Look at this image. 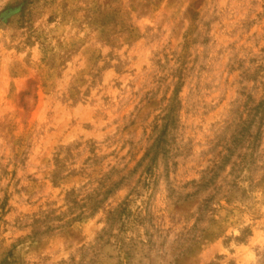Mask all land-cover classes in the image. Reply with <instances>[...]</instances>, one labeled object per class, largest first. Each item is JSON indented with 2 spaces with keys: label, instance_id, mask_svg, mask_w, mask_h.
<instances>
[{
  "label": "rangeland",
  "instance_id": "374dc122",
  "mask_svg": "<svg viewBox=\"0 0 264 264\" xmlns=\"http://www.w3.org/2000/svg\"><path fill=\"white\" fill-rule=\"evenodd\" d=\"M0 264H264V0H0Z\"/></svg>",
  "mask_w": 264,
  "mask_h": 264
}]
</instances>
